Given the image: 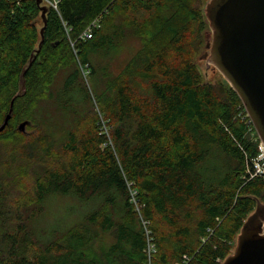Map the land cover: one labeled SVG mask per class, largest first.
Segmentation results:
<instances>
[{"label": "trees", "instance_id": "1", "mask_svg": "<svg viewBox=\"0 0 264 264\" xmlns=\"http://www.w3.org/2000/svg\"><path fill=\"white\" fill-rule=\"evenodd\" d=\"M205 1L60 0L47 13L40 48L37 1L0 0V126L14 99L0 133V146L7 135L14 141L0 147V264H149L141 219L158 249L152 264L184 255L215 264L231 255L264 202V179H251L258 140L241 99L231 86L218 93L195 62ZM129 37L142 48L113 79L93 55ZM78 87L86 109L75 108ZM60 112L71 121L57 139L43 125L57 129ZM25 119L37 132L29 142L14 123ZM57 196L83 208L80 222L61 233L39 226ZM103 235L112 244L93 255L89 246Z\"/></svg>", "mask_w": 264, "mask_h": 264}, {"label": "water", "instance_id": "2", "mask_svg": "<svg viewBox=\"0 0 264 264\" xmlns=\"http://www.w3.org/2000/svg\"><path fill=\"white\" fill-rule=\"evenodd\" d=\"M36 1L44 23L41 48L49 8L42 0ZM205 12L213 34L204 55L207 66L214 65L237 93L264 143V0H210ZM13 106L14 99L0 133L9 125ZM29 124L21 123L19 131L25 132ZM223 264H264V203L258 201L241 229L234 253Z\"/></svg>", "mask_w": 264, "mask_h": 264}, {"label": "rangeland", "instance_id": "3", "mask_svg": "<svg viewBox=\"0 0 264 264\" xmlns=\"http://www.w3.org/2000/svg\"><path fill=\"white\" fill-rule=\"evenodd\" d=\"M210 0L205 1V9ZM43 4V3H42ZM45 6V5H44ZM37 23L39 28L43 25V19L41 17V14L37 18ZM213 38L212 30L210 28L209 21H207V29L203 35L202 43L201 45H197V51H196V65L202 75L204 76L205 80L209 83H212L218 93L225 92V88H229L231 85L228 83V81L224 78V76L220 73V71L212 64H210V68L207 66L208 60L204 58V55L208 52L207 44L209 41L211 42ZM142 44L139 41V39H135L134 37H129L123 40L118 46L108 48L106 50L97 52L93 55V59L95 63H98L100 65L103 72L111 74L112 78H117L121 72L126 68L128 63L132 61V59L136 56V54L141 50ZM208 68V69H207ZM65 77L66 72H61L54 84L55 88H61L63 84L65 83ZM85 85L88 87V90L91 94V96L94 98L93 95V87L92 86V77L89 76L87 73ZM23 91V89H22ZM21 91V92H22ZM84 93L79 92V87L77 90H74V98L76 101H80L82 104L76 103L75 108L76 109H86L89 106V102L86 101L83 102ZM95 103V99H94ZM95 111L98 115L99 121L101 122L102 131L105 130L107 133V137L109 139V132L110 128L108 126L107 121L108 118L105 114H102L100 107L97 103H95ZM64 112H60V117L57 118V129H53L50 126L44 124L43 125V131L46 132H52L53 135L57 139H60L64 136V130L65 128L70 126V117L67 115H64ZM27 119L18 121L14 120L15 127L18 129L19 125L23 122H25ZM3 124V123H2ZM31 124V123H30ZM28 125L26 127L25 132L22 133V137L26 136V141H31L36 135L37 132L35 128L32 125ZM6 135V134H5ZM4 135V136H5ZM2 145L1 148H4L5 146H9L10 148L14 147V141H11L7 136L2 137ZM30 145V144H29ZM135 194V193H134ZM136 195L133 196V198ZM261 203H264L260 201ZM82 207L74 200V197L72 196H57L54 198H51L47 204L45 209V214L42 216L39 226L42 229H45L48 232H51L53 230L57 231L58 233H61L62 231H65L71 227H74L75 224H78L82 217ZM238 238V236H237ZM112 244V239L109 235H103L99 239L95 240L90 246L89 251L96 256H101L102 249L109 247ZM237 247V239L235 241L233 250L231 255L234 253L235 249ZM224 263V262H223Z\"/></svg>", "mask_w": 264, "mask_h": 264}, {"label": "built area", "instance_id": "4", "mask_svg": "<svg viewBox=\"0 0 264 264\" xmlns=\"http://www.w3.org/2000/svg\"><path fill=\"white\" fill-rule=\"evenodd\" d=\"M59 2H60V0H42L43 5L47 6L49 9H54L56 11H58ZM98 26H99V22L98 21L94 22L90 27H88V29H86V31L83 33L81 38L83 40L91 39L93 36L94 28H96ZM245 112H246V110H245ZM243 119L247 120L246 122H247L248 132L251 134L252 137H254L256 140H258L257 156L253 160V166H252L253 169H252V172L250 173L251 179L256 178V177H261L264 179V143L260 140V138H259V136H258V134L254 128V125H253L250 117L248 116L247 112H246ZM249 172H250V170H249ZM134 195H136V193L133 194V196ZM133 201H135V197L133 198ZM141 220H142V225L146 231V236H147V245H146L145 253H146L147 258H148V263L152 264V259L157 254L158 249H157V245L155 243V239L152 236V232L148 228L149 221H146L144 219H141ZM208 232L211 234L213 231L209 230ZM192 260H193V257L188 256V255H184L182 257V259L180 261L176 262L175 264H192ZM223 262L224 261L218 259L215 264H223Z\"/></svg>", "mask_w": 264, "mask_h": 264}]
</instances>
